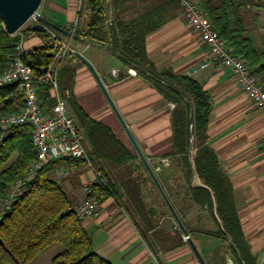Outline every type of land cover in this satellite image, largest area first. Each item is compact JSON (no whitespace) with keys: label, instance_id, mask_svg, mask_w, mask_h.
Returning <instances> with one entry per match:
<instances>
[{"label":"crops","instance_id":"obj_1","mask_svg":"<svg viewBox=\"0 0 264 264\" xmlns=\"http://www.w3.org/2000/svg\"><path fill=\"white\" fill-rule=\"evenodd\" d=\"M87 14L85 0H47L41 17L72 31L85 29ZM115 16L147 31L145 52L157 71L191 77L208 94L211 110L206 144L230 182L250 252L257 264H264V112L242 92L228 68L211 65L189 74L190 67L205 57L206 47L175 0H118L107 8V20ZM25 33L23 47L28 52L46 43L47 37ZM252 36L255 46L261 48L264 31H253ZM60 37L93 67L204 264H238L229 243L218 234L222 227L215 207L210 212L195 205L189 196V187H205L194 168L193 144L194 151L189 155L188 150L187 160L170 154L173 104L155 89L147 75L125 63L109 42L92 43L63 34ZM63 65L74 70L72 85L66 88L67 106L83 133L84 147L90 149L83 115L106 126L133 157L117 165L94 156L91 168L81 160L60 163L53 174L74 209L84 196V185L101 179L113 186L114 194L101 198L96 215L81 221L95 255L111 264H200L88 67L76 56H67ZM11 96H20L18 87ZM50 106L42 107L47 110ZM130 180L139 188L142 209H135L131 202V190L125 187ZM53 246L56 254L62 250L55 244L49 248Z\"/></svg>","mask_w":264,"mask_h":264},{"label":"trees","instance_id":"obj_2","mask_svg":"<svg viewBox=\"0 0 264 264\" xmlns=\"http://www.w3.org/2000/svg\"><path fill=\"white\" fill-rule=\"evenodd\" d=\"M111 2L115 6L118 0ZM108 3L109 0H85L88 10L85 29L75 28L73 35L92 43L109 42L110 48L125 63L147 75L155 89L173 104V148L170 154L182 155L184 160H187L190 145L189 119H192V144L195 148L193 164L205 187H189L191 201L210 212L215 207V214L222 227L218 234L230 238L233 247H229L237 257L238 264H257L241 231L230 182L221 170L216 155L206 144V127L211 110L208 94L191 77L174 75L170 70L157 71L145 52L147 31L138 25L124 22L118 16L108 22ZM199 6L232 53L242 59L264 85V44L261 48L255 46L248 36L242 14L250 7L264 10V0H199ZM56 26L65 30L62 26ZM48 29L62 35L54 28ZM26 30L34 32L32 26ZM37 34L48 37L47 31ZM19 40L18 36L7 35L0 22V73ZM51 57L52 49L45 43L25 54L23 60L31 67L33 74L39 76ZM73 76V68L62 62L58 72L59 88L70 89ZM16 89V84L0 88V116L17 113L23 106L21 95L11 96ZM39 92L42 106L53 104L47 86H39ZM83 118L84 133L90 146L89 150H85L91 165L94 156L112 160L117 165L133 159L106 126L85 115ZM35 157L30 138L23 128H14L7 137L0 139V204L11 183L27 172ZM72 162L77 160L62 158L52 161L22 185L20 193L0 219V264H27L53 244H58L62 250L52 257L49 264H111L95 255L91 237L76 218L75 209L63 187L53 177L58 164ZM94 187L102 197L114 194L113 186L108 181H97ZM125 187L131 190V202L135 209H142L135 181L125 182Z\"/></svg>","mask_w":264,"mask_h":264},{"label":"built area","instance_id":"obj_3","mask_svg":"<svg viewBox=\"0 0 264 264\" xmlns=\"http://www.w3.org/2000/svg\"><path fill=\"white\" fill-rule=\"evenodd\" d=\"M175 1L188 25L206 47L205 57L190 67L189 74H196L211 65L228 68L242 92L264 112V86L214 30L200 9L199 0ZM80 7L79 3L77 12ZM29 20L33 26L38 22V16L32 15L27 21ZM46 31L48 32L46 43L52 49V57L39 76H35L31 67L23 60L28 51L23 47L22 38L16 43L10 60L0 73V88L16 84L23 103L17 113L0 116V139L7 137L14 128L21 127L29 136L36 155L27 172L9 186L7 195L0 204V219L20 193L22 185L33 179L36 173L50 162L62 158L84 160L85 165L91 168L84 147L83 133L68 111L69 90L61 91L58 84V72L62 62L67 56L75 57L77 51L71 49L52 30L47 28ZM71 33L73 34V30ZM112 73L115 74V71ZM41 85L48 87L54 100L47 110L41 106L37 93V88ZM97 181L101 179H96L83 187L84 196L75 208L76 218L80 221L94 217L98 211L102 196L95 190L94 184ZM187 237L183 235L182 238L187 241Z\"/></svg>","mask_w":264,"mask_h":264},{"label":"water","instance_id":"obj_4","mask_svg":"<svg viewBox=\"0 0 264 264\" xmlns=\"http://www.w3.org/2000/svg\"><path fill=\"white\" fill-rule=\"evenodd\" d=\"M41 3V0H0V22L2 24V28L4 32L7 35H13L15 34L21 26L32 16V15H37V9ZM111 7V0H109L108 3V10ZM38 16V22L32 26V30L37 33H44L48 28H54L55 30L61 32L63 35L68 36L73 39H77L78 37L73 35L71 32L63 30L59 27H57L55 24L43 19L41 16ZM75 56L80 59L90 70L92 73L93 77L95 78L98 86L100 87L101 91L103 92L104 96L106 97L110 107L112 108L114 114L116 115L121 127L123 128L126 136L128 137L130 143L132 144L137 156L139 157L141 163L143 164L145 170L147 171L149 177L153 181L154 185L160 192L162 198L164 199L168 209L170 210L177 226L183 233V235L187 236V232L183 228L178 216L176 215L175 211L173 210L171 204L169 203L165 193L163 192L161 186L159 185V182L157 181L155 174L147 161L145 160L143 154L139 150L137 144L135 143L134 139L132 138L129 130L127 129L125 123L123 122L122 118L118 114L115 106L113 105L112 101L110 100L109 96L107 95L100 79L98 78L97 74L95 73L93 67L91 64L79 53L76 52ZM189 134H190V146H189V155L192 153V119H189ZM192 161V159H191ZM193 170V167H192ZM227 242L231 247H233V243L230 240V238L225 235L224 236ZM188 244L190 245L195 257L198 259L200 264H204L201 256L199 255L197 249L193 245L192 241L187 237Z\"/></svg>","mask_w":264,"mask_h":264},{"label":"rangeland","instance_id":"obj_5","mask_svg":"<svg viewBox=\"0 0 264 264\" xmlns=\"http://www.w3.org/2000/svg\"><path fill=\"white\" fill-rule=\"evenodd\" d=\"M46 1L47 0H41V3L36 12L37 15L42 16L44 7L46 5ZM242 14L244 17V23L248 29V36L250 38H253L252 36L253 31H259L260 33L264 31V10L255 9V8L250 7L249 9L248 8L245 9ZM30 26H31V21L29 20L25 22L21 26V28L13 35L18 36L20 39L22 38L24 40L25 35H26L25 31H27L26 29ZM19 33H21L22 36H20ZM262 43L264 44V39L262 40ZM55 245H57V247H59V250H61V246H59L58 244H55ZM54 250H55V246L48 248L47 250L40 253L36 257V259H34L33 262H31L30 264H46V263L48 264L50 259L56 254Z\"/></svg>","mask_w":264,"mask_h":264}]
</instances>
